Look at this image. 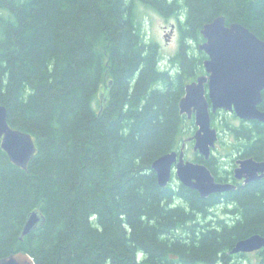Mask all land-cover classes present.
I'll return each mask as SVG.
<instances>
[{
    "label": "trees",
    "instance_id": "obj_1",
    "mask_svg": "<svg viewBox=\"0 0 264 264\" xmlns=\"http://www.w3.org/2000/svg\"><path fill=\"white\" fill-rule=\"evenodd\" d=\"M138 6L177 20L168 68L143 37ZM218 16L264 41V0H0V104L36 146L26 169L0 148V259L219 264L237 241L264 235V183L238 191L228 227L225 195L160 187L151 169L195 129L178 105L204 74L200 30ZM226 129L245 155L264 158V124ZM192 161L223 180L212 157ZM34 210L43 224L20 240Z\"/></svg>",
    "mask_w": 264,
    "mask_h": 264
},
{
    "label": "water",
    "instance_id": "obj_2",
    "mask_svg": "<svg viewBox=\"0 0 264 264\" xmlns=\"http://www.w3.org/2000/svg\"><path fill=\"white\" fill-rule=\"evenodd\" d=\"M200 34L203 42L199 43L198 50L206 55L202 62L205 74L185 85L178 107L180 115L188 120L193 118L196 127L187 141H193V151L208 160L218 140V132L211 126V114L223 110L241 121L264 123V111L258 108L264 90V41L240 24L227 25L223 16L203 25ZM0 148L21 169L27 168L36 152L31 135L8 124L7 111L1 104ZM184 148L185 143L179 152L162 155L152 163L151 169L160 187L167 186L174 174L179 184L196 191L203 199L235 189L232 184L216 182L204 164L185 160ZM258 173H264V162L249 158L238 161L234 177L250 183L260 178ZM42 224L43 216L36 210L31 211L23 224L20 240ZM263 247L264 236L253 234L237 241L230 254L253 253ZM0 264L34 263L28 254L17 252L1 258Z\"/></svg>",
    "mask_w": 264,
    "mask_h": 264
},
{
    "label": "rangeland",
    "instance_id": "obj_3",
    "mask_svg": "<svg viewBox=\"0 0 264 264\" xmlns=\"http://www.w3.org/2000/svg\"><path fill=\"white\" fill-rule=\"evenodd\" d=\"M137 16L141 23V29L144 34V39L146 41H152L156 43L159 48L161 55L160 67L163 69L168 68V59L172 57L179 48V32L177 27V20L175 18L165 20L158 13L144 6L137 7ZM215 120H217L215 122V128L218 129L220 142L218 141L214 154L219 157V159L221 157H224V165L227 167V169H230L232 159H234L235 155H232L231 152L229 153L230 148H226L225 144H227V146L231 145L234 139L227 131L226 124L238 127L240 125V121L233 114H229L226 112H222L221 114H219V116ZM195 130L196 127L190 134L184 137L185 141L182 142V144L185 143V160L192 161L194 154H196V152L193 151V141H187V139L194 134ZM179 150L176 152H179ZM169 184L171 186H176L177 184H179L174 174H172ZM217 210H220V208H218ZM217 215L222 216V213L220 211H217ZM223 217L225 218V216ZM239 256L240 257H234L233 263L258 264V258L255 252L245 253L244 256ZM219 264H226V262H220Z\"/></svg>",
    "mask_w": 264,
    "mask_h": 264
},
{
    "label": "flooded vegetation",
    "instance_id": "obj_4",
    "mask_svg": "<svg viewBox=\"0 0 264 264\" xmlns=\"http://www.w3.org/2000/svg\"><path fill=\"white\" fill-rule=\"evenodd\" d=\"M204 74H205V72H204ZM204 74H202V75H204ZM196 78L193 81H195ZM193 81H191V82H193ZM205 89L207 90V85L206 84H205ZM222 112H225V111L219 110L215 114H211V115H213V118H214V125H212V121H211V126L214 129H216L215 128V122L217 121L215 119ZM229 114H233V113H229ZM191 120H193V118ZM239 121H240V125H241V122H244L245 124L254 122V121L245 122V121H241V120H239ZM193 122H194V120H193ZM261 124H264V123H261ZM216 130L218 132V129H216ZM219 136L220 135H219V132H218V140H217V142L215 144V147L212 149L211 155H210V157H212V164H211V166H212V170L214 171V173L217 176H219L220 178L223 179L221 182H218V183H229V184L234 185V187H235L234 190L229 191V192H226V193H223V195H225L224 205H225V209H226L225 223H226V225L228 227H231L239 219V217H240L234 211V207L238 204V202H237V198H238L237 193H238V191L244 189L245 187H247L248 184H251V183H259V182L260 183H264V173L263 174L262 173H258L257 175L260 176V178L257 179L256 181L250 182V183H245L244 178H242V179H236L234 177V170L238 167V161L252 158L256 162H264V158H262V159L261 158L260 159H256L252 155H250L249 153L247 155H245L244 152H246L245 151L246 149H244L243 142H241V141H238V142L233 141L232 144L229 145V146H227V144H225V147L226 148L227 147L230 148L229 149L230 150L229 153L231 152L232 155H235L234 159H232V164L230 166V169H227V167L224 165V159H223L224 157H221L219 159V157H217L214 154L216 145H217L218 141L220 142ZM221 143H222V141H221ZM210 157H209V159H210ZM262 204L264 206V200H262ZM262 236H264V235H262ZM255 254H256L257 258H258V264H264V247L261 248L260 250L256 251ZM239 255L244 256V254H234V255H232V254H230V251H229L228 256H227V259H226V264H237V263H233V261H234V257H240Z\"/></svg>",
    "mask_w": 264,
    "mask_h": 264
}]
</instances>
